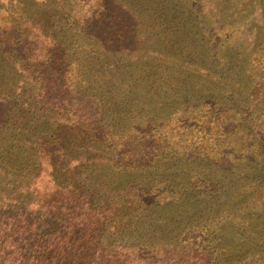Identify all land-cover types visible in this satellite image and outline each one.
<instances>
[{
    "label": "trees",
    "instance_id": "trees-1",
    "mask_svg": "<svg viewBox=\"0 0 264 264\" xmlns=\"http://www.w3.org/2000/svg\"><path fill=\"white\" fill-rule=\"evenodd\" d=\"M69 1L0 19V264H264V0Z\"/></svg>",
    "mask_w": 264,
    "mask_h": 264
},
{
    "label": "rangeland",
    "instance_id": "rangeland-1",
    "mask_svg": "<svg viewBox=\"0 0 264 264\" xmlns=\"http://www.w3.org/2000/svg\"><path fill=\"white\" fill-rule=\"evenodd\" d=\"M86 0H70L69 1V8H89V5H84ZM127 3H133L135 1H138V0H125ZM147 2L148 0H140V6L144 5L143 8L147 7ZM96 3V2H95ZM94 3V5H95ZM16 5H17V2L16 0H0V19H2L6 13H5V10L6 9H9V8H16ZM79 44H81L83 47H84V50L85 51H88L89 50V47H90V43L85 39V38H82V37H79ZM232 41L234 43H242V39L240 37V34L238 32V30L236 29V32L232 38ZM109 62L110 63H113L115 60L113 59H109ZM89 66H88V70L91 72V74L94 76V79L97 80V81H100V82H108L109 79L107 78H104V75L105 74H108V75H111V72L109 71H106L104 70V60H99L93 56H91L89 58ZM118 64V69L117 71L111 76V79L114 80L116 78H118V76H120V74L122 72L125 71L124 69V64L122 62H117ZM114 76V77H113ZM109 83V87L111 89V91H113L115 93V95H117L119 98L120 97H124L126 95V93H128V90H127V86H123V85H118V83H114V82H108ZM249 204H250V200H248ZM260 208H252V207H248L245 209V211H241V215H245V213L249 212L250 210L253 212V213H257V211H259ZM259 213H261L260 215H264V211H259ZM253 216H257V214H253Z\"/></svg>",
    "mask_w": 264,
    "mask_h": 264
}]
</instances>
